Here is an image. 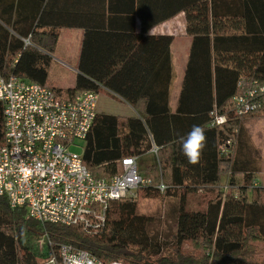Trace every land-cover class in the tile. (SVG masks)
<instances>
[{
  "label": "trees",
  "instance_id": "obj_1",
  "mask_svg": "<svg viewBox=\"0 0 264 264\" xmlns=\"http://www.w3.org/2000/svg\"><path fill=\"white\" fill-rule=\"evenodd\" d=\"M224 7L229 13L222 12ZM182 12L190 47L178 106L171 113L168 80L164 105L159 106L151 93L138 95L134 90L137 82L147 81L145 76L123 77L128 61L118 69L116 61H107L102 72L87 75L91 71L81 60L74 87H58L49 68L61 27L9 26L18 17L11 23L0 11L1 77L39 84L63 99L84 92L99 95L105 89L140 115L96 114L81 153L95 179H111L120 172L122 159L136 158L137 163L152 146L158 148L156 165L148 167L147 177L137 163L139 175L150 184L137 188L136 196L111 201L97 235L79 225H42L27 218L25 207L12 209L0 196V264H42L52 254L57 257L62 245L102 262L122 264H264V188L256 180L261 160L242 121L264 113V0H182ZM152 21L148 26L164 19ZM27 38L30 44L25 45ZM238 97L256 109L238 116L231 106ZM215 115H224L226 121L215 125ZM193 125L203 127L207 137L196 165L188 163L180 143ZM160 181L167 185L164 192L157 189ZM198 193L205 197L203 210L187 211L189 195ZM163 197L178 199L170 208L171 217L166 215L167 224L170 218L174 223L172 240L151 235L153 219L138 214L140 200ZM44 234L51 244L43 240L40 247Z\"/></svg>",
  "mask_w": 264,
  "mask_h": 264
},
{
  "label": "built area",
  "instance_id": "obj_2",
  "mask_svg": "<svg viewBox=\"0 0 264 264\" xmlns=\"http://www.w3.org/2000/svg\"><path fill=\"white\" fill-rule=\"evenodd\" d=\"M29 40H23L25 45ZM98 98L96 93L84 92L63 99L39 84L0 76V196L12 209L25 207L27 218L42 225H79L97 235L106 223L105 210L111 201L150 184V179L139 175L136 158L122 159L120 172L111 179H95L83 165L82 154L71 150L75 140H85L98 113ZM231 106L238 116L256 109L243 97ZM225 121L224 115L214 116L217 126ZM151 150L157 156L158 148ZM159 185L157 189L164 192ZM41 239L40 247L43 240L51 244L46 234ZM57 257L52 254L42 264H122L99 261L66 245L59 247Z\"/></svg>",
  "mask_w": 264,
  "mask_h": 264
},
{
  "label": "crops",
  "instance_id": "obj_3",
  "mask_svg": "<svg viewBox=\"0 0 264 264\" xmlns=\"http://www.w3.org/2000/svg\"><path fill=\"white\" fill-rule=\"evenodd\" d=\"M0 11L10 17L11 23L18 17L16 24L9 26L61 27L49 68L50 75L60 83L58 87H74L81 60L91 71L85 73L87 75L102 72L107 61H116L117 69L128 61L123 77H137L138 80L145 76L147 79L143 85L137 82L134 90L138 95L151 93L153 102L163 106L168 80V108L171 113L177 109L190 47L182 0H0ZM222 12L229 13V10L224 7ZM171 13L176 14L172 16ZM144 18L149 21L145 23ZM152 19L164 21L148 26ZM223 22L227 20L223 19ZM101 92L118 103L114 111L98 113L140 117L119 96L105 89L99 94ZM146 157L150 158L149 162ZM156 162L152 150L139 157L137 163L141 175L147 177L148 167ZM164 228L159 236L172 240V218Z\"/></svg>",
  "mask_w": 264,
  "mask_h": 264
},
{
  "label": "rangeland",
  "instance_id": "obj_4",
  "mask_svg": "<svg viewBox=\"0 0 264 264\" xmlns=\"http://www.w3.org/2000/svg\"><path fill=\"white\" fill-rule=\"evenodd\" d=\"M53 78V76L51 75ZM55 80V78H53ZM60 80V79H59ZM57 83L59 82L56 79ZM61 82V80H60ZM60 85V83H58ZM117 103L114 100L107 98L103 92L99 94L97 111L98 112H112L117 107ZM243 124L247 129L251 141L255 148L257 149V153L260 156L261 160V171L257 175V183L259 187L264 188V113L259 114L255 117H245L243 118ZM75 147L71 148L73 152L82 153L83 151V141L75 140ZM147 162L150 161L149 157L145 158ZM145 162L144 160H142ZM140 164V163H139ZM136 191L133 193L127 194V196H136ZM205 197L198 194L189 195L187 199L186 210L187 211H202L203 210V199ZM172 201V202H171ZM178 202V199L174 198L171 200L170 198H157V199H142L138 204V214L146 217H150L153 219L152 224L149 225V233L151 235H157L162 233L164 228V224L166 222V215L170 214V208L173 205V202ZM184 250L187 249V246H184ZM188 250V249H187ZM186 250V251H187Z\"/></svg>",
  "mask_w": 264,
  "mask_h": 264
},
{
  "label": "clouds",
  "instance_id": "obj_5",
  "mask_svg": "<svg viewBox=\"0 0 264 264\" xmlns=\"http://www.w3.org/2000/svg\"><path fill=\"white\" fill-rule=\"evenodd\" d=\"M180 143L182 154L187 158L188 163L192 165L198 164L207 143L204 128L199 125H193L186 136L180 137ZM159 188L164 191L167 185L161 183Z\"/></svg>",
  "mask_w": 264,
  "mask_h": 264
}]
</instances>
